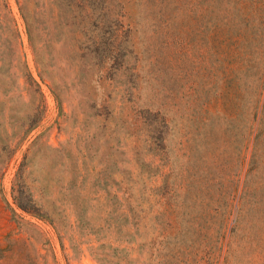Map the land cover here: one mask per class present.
Returning <instances> with one entry per match:
<instances>
[{"label": "rangeland", "instance_id": "rangeland-1", "mask_svg": "<svg viewBox=\"0 0 264 264\" xmlns=\"http://www.w3.org/2000/svg\"><path fill=\"white\" fill-rule=\"evenodd\" d=\"M0 264H264V0H0Z\"/></svg>", "mask_w": 264, "mask_h": 264}, {"label": "trees", "instance_id": "trees-1", "mask_svg": "<svg viewBox=\"0 0 264 264\" xmlns=\"http://www.w3.org/2000/svg\"><path fill=\"white\" fill-rule=\"evenodd\" d=\"M28 74H30V73L28 72ZM19 191H22V190H19ZM16 199H17L18 205L21 208H23V209H25L27 211H34L33 209H34V205L35 204L33 202V198H29L28 200H26V202H24V200H22V195L20 196V194L19 195L16 194Z\"/></svg>", "mask_w": 264, "mask_h": 264}]
</instances>
